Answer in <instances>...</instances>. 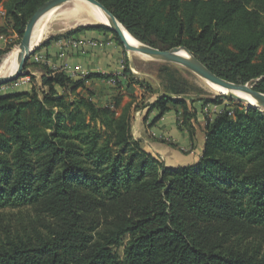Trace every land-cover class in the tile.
I'll list each match as a JSON object with an SVG mask.
<instances>
[{
    "label": "trees",
    "instance_id": "16d2710c",
    "mask_svg": "<svg viewBox=\"0 0 264 264\" xmlns=\"http://www.w3.org/2000/svg\"><path fill=\"white\" fill-rule=\"evenodd\" d=\"M47 1L0 4L23 36ZM99 1L141 41L185 46L217 75L257 80L264 93V0ZM79 30L112 33L123 45L108 26L71 34ZM41 72L31 91L0 96V210L37 216L23 229L1 230L0 264H264L263 112L237 108L202 122L192 100L157 93L144 120L175 110L192 145L204 141L197 162L172 166L134 140L135 96L123 106L122 92L106 106L92 99L87 80L112 75L73 79L48 65Z\"/></svg>",
    "mask_w": 264,
    "mask_h": 264
},
{
    "label": "rangeland",
    "instance_id": "374dc122",
    "mask_svg": "<svg viewBox=\"0 0 264 264\" xmlns=\"http://www.w3.org/2000/svg\"><path fill=\"white\" fill-rule=\"evenodd\" d=\"M76 2L88 3L84 0H72L66 4H63L52 18V22H50V33L44 42L50 39L51 41H55L60 40V38L68 37L71 35L73 30L80 26L101 25L83 24L80 20L82 16L85 15H71L69 10ZM0 19V28L2 27L3 30H5L4 32L0 33V50L3 51V53L0 55L1 62L3 56L11 52L15 47L21 45L24 34L21 36L11 26H8V21L6 19V9L3 3L0 4ZM110 36L121 51L123 65L126 64V58H129V64L134 73L132 84L134 85V88L137 89L138 95L136 93L125 95L127 97L126 99L129 98L128 102L131 101L132 96L136 97L131 109L133 138L134 140H139L142 147H144L143 141L135 133V122L137 118L141 119L144 116L149 103L155 98L157 93H165L192 100L197 110V114H199L200 117L204 118L205 120L206 118H210L211 122L224 111H229L230 115L233 116L237 108L248 109L250 107H254L264 113V106L247 104L246 102L230 94L216 93L211 89L210 85L205 79L189 68L178 63L150 58L137 52L129 51L126 49L124 44L121 45L118 43L112 33H110ZM135 38L138 39L137 37ZM138 40L144 44H147L140 39ZM43 47L44 45L36 47L35 50L29 55L25 65L26 73L24 75L0 86V96L15 92L31 91L34 84H40L41 76L43 74L41 72V67L46 65L45 60L48 58V55L41 53ZM31 76H34L35 79L32 80ZM256 83L257 80H253L248 84L255 87ZM58 90L63 92L64 89L58 87ZM173 92H177V95H175ZM125 95H122L123 100ZM214 99H220V102H207L208 100ZM152 125L153 124L151 122L150 126ZM160 159L162 160V158ZM36 217L37 216L34 210L31 208H8L0 210V232L6 227H10L13 230L17 228L23 229L25 226H29L33 220L35 221ZM123 248V246L116 248L122 257H124Z\"/></svg>",
    "mask_w": 264,
    "mask_h": 264
},
{
    "label": "crops",
    "instance_id": "0c3cea01",
    "mask_svg": "<svg viewBox=\"0 0 264 264\" xmlns=\"http://www.w3.org/2000/svg\"><path fill=\"white\" fill-rule=\"evenodd\" d=\"M41 53L48 55L46 65L64 70L73 79H83L92 73L112 75L109 79L92 78L86 82L87 88L94 92L92 99L98 105L112 104L118 92H122V95L132 93L138 95L134 85L129 84L128 79L122 75L124 70L122 54L109 32L75 31L68 37L51 41L42 48ZM115 76L118 77L120 86L117 85ZM79 91L87 95L85 90ZM126 98L125 95L123 105L129 100ZM157 115L158 111L154 110L147 120L143 117L136 119L135 133L142 139L144 147L162 158L168 165L178 166L197 162L202 156L203 138L200 136L194 147L189 132L179 129L178 113L175 110L166 112L150 126ZM198 118L202 122L205 121L199 114ZM171 141L177 145L176 148L168 143Z\"/></svg>",
    "mask_w": 264,
    "mask_h": 264
},
{
    "label": "water",
    "instance_id": "95a60500",
    "mask_svg": "<svg viewBox=\"0 0 264 264\" xmlns=\"http://www.w3.org/2000/svg\"><path fill=\"white\" fill-rule=\"evenodd\" d=\"M70 1L72 0H48L31 17V19L29 20L26 26L23 40L21 43V45L25 46V50H26V51L24 50V57L21 59L17 67V70L14 72V74H12L11 76L0 77V86L17 79L18 77L26 73L25 72L26 61L29 55L35 50L33 49L30 51V46H31L32 32H33L34 26L36 22L38 21V19L50 9L57 7V6H61ZM84 1L88 2L89 4L99 7L102 11H104L109 16V18L111 19L115 27H110V26L108 27L117 33V35L120 37L121 41L123 42L127 50L137 52L139 54H142L150 58L162 59L165 61H170V62L181 64L189 68L190 70L196 72L208 82L214 83L228 90H237V91H242V92L250 94L251 96H253L255 99H257L261 103V106H264V93L263 92L256 90L253 86H250L248 83L238 84V83L229 81L217 75L206 64H204L200 59H198L185 46H177V47H173L170 49H160L158 47L144 44L140 42L138 39H136L134 36L133 37L137 41H139L140 44L139 45L131 44L130 42H128L124 32L120 28V26L123 24L104 4H102L99 0H84ZM180 50H184L185 52H187L190 57L186 58V57L178 55L177 52Z\"/></svg>",
    "mask_w": 264,
    "mask_h": 264
},
{
    "label": "bare ground",
    "instance_id": "6f19581e",
    "mask_svg": "<svg viewBox=\"0 0 264 264\" xmlns=\"http://www.w3.org/2000/svg\"><path fill=\"white\" fill-rule=\"evenodd\" d=\"M61 6H57L50 9L38 19L32 32L30 51L40 46L44 42V40L50 33V22H52V18L54 17L55 13L58 12ZM69 13L74 16L85 15L82 16L80 20L83 24H101L105 26L115 27L109 16L99 7L92 4L76 2L74 6L69 10ZM120 28L124 32L128 42L134 45L140 44V42L133 37V35L127 30L124 25H121ZM24 50L25 46L20 45L15 47L11 52L6 54L5 56H3L0 62V77L11 76L12 74H14L21 59L24 57ZM177 54L186 58L190 57L189 54L184 50L178 51ZM208 84L210 85L211 89L216 93L232 94L238 99L246 102L247 104L261 106V103L248 93L237 90H228L211 82H208Z\"/></svg>",
    "mask_w": 264,
    "mask_h": 264
}]
</instances>
